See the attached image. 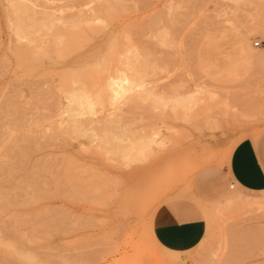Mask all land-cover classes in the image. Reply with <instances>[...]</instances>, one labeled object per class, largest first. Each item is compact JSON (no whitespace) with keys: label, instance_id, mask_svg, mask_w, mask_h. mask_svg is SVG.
<instances>
[{"label":"rangeland","instance_id":"rangeland-1","mask_svg":"<svg viewBox=\"0 0 264 264\" xmlns=\"http://www.w3.org/2000/svg\"><path fill=\"white\" fill-rule=\"evenodd\" d=\"M262 133L264 0H0V264H264L223 183ZM162 203L202 243L159 248Z\"/></svg>","mask_w":264,"mask_h":264},{"label":"crops","instance_id":"crops-1","mask_svg":"<svg viewBox=\"0 0 264 264\" xmlns=\"http://www.w3.org/2000/svg\"><path fill=\"white\" fill-rule=\"evenodd\" d=\"M223 183H231L250 192H264V133L257 139L241 140L229 153L223 168ZM204 208L189 214L168 204H160L152 218V234L156 245L170 254L193 250L207 234Z\"/></svg>","mask_w":264,"mask_h":264},{"label":"bare ground","instance_id":"bare-ground-1","mask_svg":"<svg viewBox=\"0 0 264 264\" xmlns=\"http://www.w3.org/2000/svg\"><path fill=\"white\" fill-rule=\"evenodd\" d=\"M244 49H243V47L241 46V48H240V56H242L243 54H244V51H243ZM246 55V54H245ZM250 56V55H249ZM196 97H199V96H196ZM4 203V202H3ZM261 208V207H260Z\"/></svg>","mask_w":264,"mask_h":264},{"label":"built area","instance_id":"built-area-1","mask_svg":"<svg viewBox=\"0 0 264 264\" xmlns=\"http://www.w3.org/2000/svg\"><path fill=\"white\" fill-rule=\"evenodd\" d=\"M256 45H260V42H256Z\"/></svg>","mask_w":264,"mask_h":264}]
</instances>
